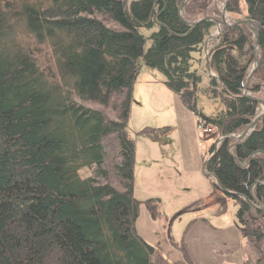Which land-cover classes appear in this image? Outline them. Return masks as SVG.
Here are the masks:
<instances>
[{
    "label": "trees",
    "instance_id": "obj_1",
    "mask_svg": "<svg viewBox=\"0 0 264 264\" xmlns=\"http://www.w3.org/2000/svg\"><path fill=\"white\" fill-rule=\"evenodd\" d=\"M183 1L0 0V264H169L136 226L129 118L141 58L223 136L205 166L237 206L255 253L244 264H264V213L252 205L253 193L264 207V117L229 149L260 112L243 94L253 33L245 24L222 28L208 51L212 76L204 43L215 24H188L211 2L190 0L181 14ZM224 1L230 17L257 24L259 68L248 92L264 100V0ZM159 202L146 201L153 218Z\"/></svg>",
    "mask_w": 264,
    "mask_h": 264
},
{
    "label": "rangeland",
    "instance_id": "obj_2",
    "mask_svg": "<svg viewBox=\"0 0 264 264\" xmlns=\"http://www.w3.org/2000/svg\"><path fill=\"white\" fill-rule=\"evenodd\" d=\"M210 2L206 16L224 17L232 25L245 19L230 17L224 0ZM141 32L151 33L144 28ZM218 36L214 26L207 37H212L208 50ZM149 46L147 41L145 48ZM140 62L129 118V139L136 152L134 195L142 201L136 223L139 235L155 247L157 258L169 264H244L255 253L236 224L237 206L213 188L205 166L208 151L220 135L206 134L196 115L167 88L164 75L147 67L143 58ZM201 106L205 112L213 111L204 97ZM262 113L260 104L258 116ZM159 128L165 130L156 136L153 131ZM80 172L89 174L87 169ZM155 198L160 202L153 218L146 201Z\"/></svg>",
    "mask_w": 264,
    "mask_h": 264
},
{
    "label": "water",
    "instance_id": "obj_3",
    "mask_svg": "<svg viewBox=\"0 0 264 264\" xmlns=\"http://www.w3.org/2000/svg\"><path fill=\"white\" fill-rule=\"evenodd\" d=\"M158 1V0H157ZM190 0H184L181 4V6L179 7V11L180 13H182L183 9L185 8L186 4L189 2ZM205 21H212L215 23L216 25V31L220 32L222 27H227V26H231L232 24L227 23V21L223 18L218 19L215 18L213 16H205L204 18L198 20V21H194L191 23H188L190 26H192L193 28L196 27L199 23L201 22H205ZM238 24H245L249 27V29L254 33V38H255V45H254V64H253V68L251 69L249 76L247 78L246 84L244 86L243 89V94L248 97L249 99L261 104L263 106V113L258 116L255 120H253L248 127L240 134L238 135L236 138V143L232 146H237L239 141L242 140L243 138H245L247 135H249L252 131H254V129L256 128L258 122L264 117V100L258 97H255L253 95H251L248 92V88L250 85V82L253 78V74L255 73V71H257V69L259 68V51H260V42H259V36H258V31H257V27L254 25V21L252 19L246 18V19H242L237 21L234 25H238ZM212 37H209V39ZM209 39L206 40L205 42V52L208 53V48H207V44ZM206 61H207V65H208V71H210L211 73V69L209 67V57H206ZM255 153H253L250 157V159L253 158ZM235 161L238 162L237 158L234 157ZM207 176H212L211 174H207ZM223 192H226L224 189H222ZM252 205L260 210L261 212L264 213V207L261 205V203L259 202V200L254 196V194L252 193Z\"/></svg>",
    "mask_w": 264,
    "mask_h": 264
},
{
    "label": "bare ground",
    "instance_id": "obj_4",
    "mask_svg": "<svg viewBox=\"0 0 264 264\" xmlns=\"http://www.w3.org/2000/svg\"><path fill=\"white\" fill-rule=\"evenodd\" d=\"M245 19H246V18H245ZM249 19H250V18H249ZM225 20H226V19H225ZM252 20H253V19H252ZM226 21H227V23H229L228 20H226ZM253 21H254V20H253ZM254 25H255V26L257 25L255 21H254ZM231 26H232V25H231ZM256 27H257V26H256ZM250 31H251V30H250ZM251 32H252V31H251ZM252 33H253V32H252ZM253 38H254V33H253ZM254 45H255V38H254ZM259 52H260V51H259ZM253 56H254V52H253ZM255 72H256V71H255ZM253 75H254V74H253ZM213 76H215V75H213ZM245 138H246V137H245ZM243 140H244V138H243L242 140L239 141L238 145H239L240 142L243 141ZM235 143H236V142H234L233 144L230 145V147H229L230 150H232L233 148H235V147L238 146V145H237V146H232V145H234Z\"/></svg>",
    "mask_w": 264,
    "mask_h": 264
},
{
    "label": "crops",
    "instance_id": "obj_5",
    "mask_svg": "<svg viewBox=\"0 0 264 264\" xmlns=\"http://www.w3.org/2000/svg\"><path fill=\"white\" fill-rule=\"evenodd\" d=\"M184 10V9H183ZM183 12V11H182ZM182 14V13H181ZM206 55V54H205ZM207 62V61H206ZM137 80V79H136ZM212 134H214V131H213V133ZM216 134V133H215ZM240 135V134H239ZM218 143V139L214 142V143ZM213 143V144H214ZM208 173V172H207ZM209 174V173H208ZM209 177V179L211 180V178H212V176H208ZM222 193V192H221ZM218 201H221V199H218ZM224 202H226V201H224ZM245 261V260H244Z\"/></svg>",
    "mask_w": 264,
    "mask_h": 264
},
{
    "label": "built area",
    "instance_id": "obj_6",
    "mask_svg": "<svg viewBox=\"0 0 264 264\" xmlns=\"http://www.w3.org/2000/svg\"><path fill=\"white\" fill-rule=\"evenodd\" d=\"M201 129H203L204 131H207V132L211 131L210 129L205 130L204 128H202V126H201Z\"/></svg>",
    "mask_w": 264,
    "mask_h": 264
}]
</instances>
